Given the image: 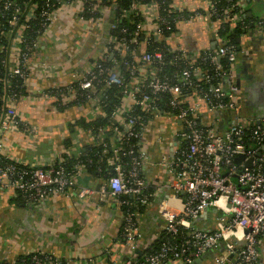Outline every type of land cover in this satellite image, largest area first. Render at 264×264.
<instances>
[{"label":"built area","instance_id":"built-area-1","mask_svg":"<svg viewBox=\"0 0 264 264\" xmlns=\"http://www.w3.org/2000/svg\"><path fill=\"white\" fill-rule=\"evenodd\" d=\"M221 1H204L208 17L237 26L236 4L227 0L230 4L224 8ZM120 2L45 0L40 7L31 1L21 4V0H0V14L10 12L6 22L8 43L5 56L0 59V191L19 196L25 206L58 195H75L82 201L93 195L100 199L111 197L121 212L123 244L132 254L141 229L132 205L120 197L133 198L134 206L150 205L155 186L143 177L145 168L152 165L145 148V127L153 119L167 121L174 126L170 133L176 143L158 164L171 174L164 185L171 196L157 205L160 232L177 236L185 231L187 240L180 246L164 244L141 261L128 257L121 264H192L219 245L222 252L215 257V264H256L258 244L264 238V111L254 119H245L241 114L238 88L230 81L234 74V47L221 45L193 59L182 48L170 44L177 34V24L192 22L197 14L186 13L184 8L175 6L174 0H133L128 8L121 7ZM59 22L66 32L81 25L84 34L103 42L104 47L83 72H71V83L50 85L39 91L38 96L50 104V109L59 112V108L77 107L94 121L105 116L99 91L95 90L99 77H106V88L122 87L119 106L111 116L113 125L97 133L84 131L90 137L89 145L108 147L111 154L105 165L112 174L96 179V186H77V176L86 170L82 161H76L66 173L61 168L62 156L37 165L16 159L6 151L5 139L11 134L21 132L29 139L38 136L17 110L19 102L30 100L34 72L45 80L57 70L65 74L62 63L77 60L80 54L77 51L81 48L76 51L74 47L63 57L64 51L58 47L54 62L38 54ZM122 22L126 26H120ZM32 23L39 27L35 31L37 37L27 44L25 32ZM256 25L264 28V20ZM76 41V36L71 35L69 42L75 46ZM153 45L157 46L148 51ZM165 52L172 57L169 65L178 68L169 77L160 76L156 67L164 64ZM113 57L128 58L129 62L123 65L117 60L111 67L102 68L100 63ZM221 59L228 62L226 70L218 64ZM206 63L213 66V75L201 69ZM15 79L20 81L21 93L13 90ZM225 80H229L226 87ZM206 84L208 88L204 90ZM184 87L186 90H182ZM194 98L197 102L190 103ZM161 105L169 106L173 112L165 111ZM137 109L151 118L148 123H141ZM222 116L227 123L220 128ZM137 125L141 126L139 131ZM107 131L111 134L108 144L104 141ZM239 156L242 159L235 164ZM79 157L80 150L75 155ZM123 158L128 161L123 162ZM207 211L214 214L213 227L196 229L193 222ZM113 252L111 246L106 247L96 263L118 264ZM33 253L34 264H65L52 255Z\"/></svg>","mask_w":264,"mask_h":264},{"label":"crops","instance_id":"crops-1","mask_svg":"<svg viewBox=\"0 0 264 264\" xmlns=\"http://www.w3.org/2000/svg\"><path fill=\"white\" fill-rule=\"evenodd\" d=\"M204 1L174 0L175 6L184 8L188 14H197V17L192 22L177 24V34L170 45L182 48L193 59L211 50V46L215 49L225 44V40L217 34L223 23L211 21ZM235 4L238 20L236 25H239L241 30L247 29L249 33H240L237 36L240 42L237 45L238 51L235 52L233 79L230 81L234 84L237 80L239 82L237 101L242 116L245 119H254L260 117L264 111V28L256 25L258 21L264 20V0H236ZM58 25L56 31L45 40L38 54L54 62L53 57L59 51L58 47L63 49V57L64 53L72 51L74 47L75 50L79 48L81 50H76L80 53L77 60L65 59L68 61L62 63L65 74L57 70L56 74L45 80L35 71L30 85V100L24 99L17 104V110L22 118L30 127L36 129L38 136L29 139L21 132L11 134L5 139L6 151L28 164L44 165L63 155L74 156L91 141L85 130L77 128L71 136L72 145L65 152L63 142L69 137L68 126L76 120L91 121L92 116L77 107L62 112L52 111L50 104L38 95L40 90L50 85L71 83L73 79L71 72L73 70L78 74L83 72L97 59L104 44L94 40L93 36L84 34L85 30L81 25L77 24L68 32L64 30L62 22ZM229 25L230 28L235 27L232 23ZM71 35L77 38L75 46L69 42ZM228 83L229 80L223 81V86H228ZM189 101L197 102L196 98ZM48 115L52 116L53 126H48ZM221 120V125L225 127L226 117L222 116ZM160 121L153 119L145 127V148L152 165L145 168L143 177L155 188L150 205L137 217L141 237L132 254L119 239L121 212L111 197L100 199L98 195H93L82 201L75 195L68 197L58 195L43 203L24 207L13 200V194L0 191V211H5L3 218H0V234L2 233L0 262L13 264L21 255L39 252L52 255L65 264H100L96 261L100 259L104 249L111 246L114 251L111 253L112 256L121 264L126 258H136V254L148 249L162 229L157 205L161 199L171 196L164 187L171 174L158 164L176 143L175 136L170 133L172 129L161 130ZM76 183L77 186H96L97 180L83 172L77 176ZM175 207L178 208L176 205ZM193 223L196 229H211L214 225V214L207 211ZM257 249L256 264H264V238L260 240ZM221 252L222 246L219 245L216 249L201 255L192 264H215L214 259Z\"/></svg>","mask_w":264,"mask_h":264},{"label":"trees","instance_id":"trees-1","mask_svg":"<svg viewBox=\"0 0 264 264\" xmlns=\"http://www.w3.org/2000/svg\"><path fill=\"white\" fill-rule=\"evenodd\" d=\"M26 1H31V2H36L40 7H42L45 3V0H21V4L26 2ZM133 0H121L120 2V6L123 8H128L131 4H132ZM137 1V0H134ZM142 1V0H141ZM236 0H231V4H234ZM230 3L227 0H222L220 3L221 7H227ZM235 12H237V9L235 10ZM9 15L10 12L5 13V15H1L0 14V59L4 58L5 53H4V49L7 47V34H6V22L9 19ZM214 19H211V21ZM174 23H172V27H173ZM120 26H126L125 22H122L120 24ZM230 25L228 23H223V25H221L217 31V34L219 36H221V38H223L225 40V46H233L235 51H236V38L238 36V34L241 33V27L239 25L235 26L234 28H230ZM38 25L36 23H32V25H30V28L25 32V38H26V43L29 44V42L35 41L36 39V35H35V31L38 29ZM131 28V27H130ZM129 28V31H131L132 29ZM116 36H118V33L115 32L114 33ZM157 45H153L150 46L148 48V51H151L153 48H155ZM164 49L166 50V48L164 47ZM171 55L168 54V52H165V57H164V64L162 65H156L158 72L160 74V76H166L169 77L171 74H173L178 68L176 67H172L169 65L168 61L171 59ZM119 60V58L113 57L112 60H106L101 62L100 64L102 65V68H107V67H111L113 65L114 61ZM129 62L128 58H121L119 60L120 64H127ZM219 66L223 69L226 70L227 66H228V62L224 59L219 60L218 62ZM123 65H121L122 70H124ZM203 71H206L207 74L209 75H213L214 71H213V66L210 65L209 63L203 64L201 66ZM125 72V71H124ZM4 74H2L3 76ZM1 76V75H0ZM126 77V76H125ZM194 78V76L192 77ZM106 77L105 76H100L99 80L100 82L98 83V85L95 84V90H98V95H99V100L101 103V106L103 108V112H104V117H100L96 120H91V121H84V120H79V121H75L73 124L68 126V131H69V137L66 138L63 142L64 147L66 148H70V146L72 145V140H71V136L74 133V131H77V128H79L80 130H92L94 133H97L98 130L100 129H107L109 127H111L113 125V121L111 120V116L114 113L115 109L119 106V102H120V93L122 90V87H109L106 88L104 86V81H105ZM216 81V80H215ZM13 82V90H15L16 92L21 93L22 89L20 88V81L15 79L12 80ZM208 88V84L204 85V90H207ZM1 90L2 87L0 86V94H1ZM182 90H186V88L184 87ZM168 97H165V100L167 101ZM161 108L164 109L165 111L168 112H173L172 109L168 106V107H164L163 105H161ZM64 111V108H59V112ZM135 113L138 115V117H140L141 123L145 124L148 123L150 121V117L149 116H145L144 114L140 113L139 110L137 109L135 111ZM141 128L140 125L136 126V130L139 131ZM105 138L104 141L108 144L109 143V139H110V132H105ZM129 144H132V141L129 142ZM246 145L250 146V142H247ZM76 155V154H75ZM74 156H66L63 155V163L61 164V168L66 172H70V169L72 167V165L76 162V161H82L84 162L85 166H86V170L85 173H87L89 176H92L96 179H100V178H107L109 175H111V171L109 170V168L105 165V159L110 157V151L108 149V147L105 149L102 146H96V145H88L86 147H84L83 149L80 150V157L79 158H75ZM128 160L123 158V162H127ZM54 166L56 167L57 164H54ZM108 169V171H106ZM150 192H152L150 190ZM121 200H127L131 205H132V211L138 215H140L143 211H144V206H134V200L133 198H129V197H120ZM16 203H19L20 205L24 206V207H28L23 205V202L21 200V198L17 195L14 196L13 199ZM121 232L122 230L120 229L119 231V236H120V240H122L121 237ZM185 231L183 232V234L177 235V236H171L167 233H165V231H161L160 234L158 235L157 239H155L153 241V243L151 244V246L146 249L144 252L136 254V259L141 261L143 259L144 256L151 254V253H157L160 248L164 245V244H173V245H182L186 242L187 240V235H185ZM36 256V254L34 253H29L26 255H21L19 257H17V259L13 262V264H34L33 261V257ZM37 258L42 259V256H37ZM45 263V262H43ZM0 264H7L5 262H0Z\"/></svg>","mask_w":264,"mask_h":264},{"label":"rangeland","instance_id":"rangeland-1","mask_svg":"<svg viewBox=\"0 0 264 264\" xmlns=\"http://www.w3.org/2000/svg\"><path fill=\"white\" fill-rule=\"evenodd\" d=\"M63 115H65V113H63ZM49 117L47 118V120H48V123H49V125L48 126H53L54 124H53V122L51 123V117L52 116H50V115H48ZM161 122V130L163 129V130H173V128H174V126L172 125V124H169L167 121H160ZM47 127V126H46ZM4 213H5V211H0V218H3V216H4ZM0 235H2V233L0 234Z\"/></svg>","mask_w":264,"mask_h":264},{"label":"water","instance_id":"water-1","mask_svg":"<svg viewBox=\"0 0 264 264\" xmlns=\"http://www.w3.org/2000/svg\"><path fill=\"white\" fill-rule=\"evenodd\" d=\"M252 28H253V27H252ZM241 33H242V34H247V33H249V32H248L247 29H244V30L241 31ZM239 42H240V38L237 37V38H236V44L238 45ZM213 49H214V47L211 46V50H213ZM236 50L238 51V46L236 47ZM235 86H236L237 88L239 87V82H238V80L235 82ZM219 127L221 128L222 125L220 124ZM257 156H259V155H257ZM241 159H242L241 156L237 157V158L235 159V161H234L235 164H238V163L241 161ZM248 165H250V161L247 162V166H248Z\"/></svg>","mask_w":264,"mask_h":264}]
</instances>
